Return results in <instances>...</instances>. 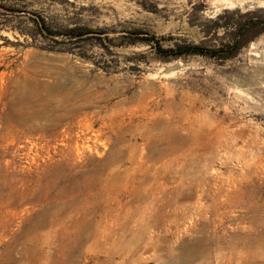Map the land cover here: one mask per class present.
<instances>
[{
    "label": "rangeland",
    "instance_id": "rangeland-1",
    "mask_svg": "<svg viewBox=\"0 0 264 264\" xmlns=\"http://www.w3.org/2000/svg\"><path fill=\"white\" fill-rule=\"evenodd\" d=\"M252 13L264 0H0V264H230L200 246L249 214L220 223L217 194L264 216V33L173 50L223 49Z\"/></svg>",
    "mask_w": 264,
    "mask_h": 264
},
{
    "label": "bare ground",
    "instance_id": "bare-ground-1",
    "mask_svg": "<svg viewBox=\"0 0 264 264\" xmlns=\"http://www.w3.org/2000/svg\"><path fill=\"white\" fill-rule=\"evenodd\" d=\"M68 96V95H67ZM65 96V97H67ZM72 98V97H71ZM68 99V98H67ZM66 99V100H67ZM73 99V98H72ZM63 100V99H62ZM65 100V99H64ZM70 101V100H69ZM65 103V102H64ZM62 104V103H61ZM66 105V104H65ZM62 107V106H61ZM65 107V106H64ZM68 108V107H67ZM66 109V108H65ZM65 114V113H64ZM53 118V117H52ZM56 118L52 119L54 121ZM73 120L72 116H61V114L57 115V123L58 125L65 124V122H71ZM44 127L39 125L35 127V130H42ZM163 142V141H162ZM120 144V143H119ZM122 144V143H121ZM147 146V145H146ZM118 147V146H117ZM151 147V146H150ZM149 148V147H148ZM80 151V150H79ZM78 153V152H77ZM117 153V152H116ZM124 153V152H123ZM144 153V152H143ZM150 153V152H149ZM154 155V154H153ZM212 157V156H211ZM164 158V157H163ZM188 159V158H187ZM204 159V158H203ZM137 162V161H136ZM184 163V162H183ZM154 164V163H153ZM179 164V163H178ZM103 168V167H102ZM101 169V167H100ZM104 170V169H103ZM101 172V171H100ZM92 175V174H91ZM210 195V194H206ZM192 194H185L184 198H192ZM212 196V195H211ZM245 194H237L235 202V197L230 194H217L216 197H212L213 201L211 203L212 213L214 215L218 214V219L220 223L224 221L223 213L220 215L219 210L221 208L229 207V204H237V206H242L247 209L249 214L238 218V225L243 224L242 231L238 230V236L230 234L229 232H223L222 235H215L217 231L215 229H211L210 235L204 236V241L201 243L200 253L203 254L207 252V254L211 253V248L215 247L219 252L228 253V261L230 264H263L264 263V216L261 214L262 207H259L257 211L252 212V205L249 204V200H241L239 201V197L243 198ZM256 196V195H255ZM152 197V196H151ZM222 197H225L221 199ZM249 197V196H248ZM134 203V202H133ZM155 203V202H154ZM158 205V203H157ZM209 206V205H208ZM232 206V205H231ZM156 207V206H155ZM154 208V207H153ZM203 206L200 207L201 213H203ZM154 210V209H153ZM207 209H205L206 211ZM139 212V211H138ZM157 212V211H156ZM223 212V211H222ZM142 213V212H141ZM255 213V214H254ZM198 214V213H196ZM200 216V215H198ZM221 216V217H220ZM143 218H146L145 216ZM134 220V219H133ZM204 220V219H203ZM207 221V220H206ZM144 222V221H143ZM215 222V219L212 221ZM208 223V222H207ZM237 223V222H236ZM143 224V223H141ZM94 225V224H93ZM207 225V224H206ZM37 227V226H36ZM143 227V226H142ZM147 228V227H146ZM218 228V227H217ZM234 228V227H233ZM238 228V227H237ZM240 228V227H239ZM230 229V228H229ZM227 231V230H226ZM233 232V231H232ZM143 235V234H142ZM203 235V234H202ZM96 236V235H95ZM98 236V235H97ZM194 239V238H193ZM190 240V239H189ZM198 241V240H197ZM123 242V241H122ZM189 242V241H188ZM201 242V239H200ZM187 243V242H185ZM132 244V243H131ZM134 244V243H133ZM183 244V243H182ZM120 245V244H119ZM181 246V245H180ZM184 246V245H183ZM188 246V245H187ZM135 247V246H134ZM131 249V248H130ZM180 249V248H179ZM194 250V249H193ZM112 251V250H111ZM121 252V250H120ZM181 253V252H180ZM186 254V253H185ZM191 255V254H190ZM195 255V254H194ZM214 255V254H212ZM126 257V256H125ZM191 257V256H190ZM193 257V256H192ZM217 257V256H216ZM227 257V256H226ZM197 259V258H196ZM138 260V259H137ZM105 261V260H104ZM113 261V260H112ZM188 261V260H186ZM186 261H184L185 264ZM210 261V260H209ZM182 262V260H181ZM219 262V261H218ZM225 262V261H224ZM110 263V262H107ZM208 263V262H207ZM182 264V263H181ZM211 264V263H210Z\"/></svg>",
    "mask_w": 264,
    "mask_h": 264
},
{
    "label": "trees",
    "instance_id": "trees-1",
    "mask_svg": "<svg viewBox=\"0 0 264 264\" xmlns=\"http://www.w3.org/2000/svg\"><path fill=\"white\" fill-rule=\"evenodd\" d=\"M248 20L245 22L239 24L234 30V32L231 33V38L223 44L222 48L220 50L217 49H208L205 50L202 47L198 45H192V44H176V49L173 50L174 55H182V54H209L210 56H216L218 52L230 50L232 51L231 55H234L237 51H239L241 48H243L246 44L253 41L258 35L261 33H264V20H259L254 17V14L248 15ZM42 29L41 32L45 33H51L50 29L48 28L46 21L43 19L42 21ZM94 31H91L89 29H83L78 26H73L69 30L65 32V34L70 35V37H82L84 35H87L89 33H93ZM159 44V42H158ZM159 49L163 53H169V51L162 48V46L159 44ZM208 51V52H207ZM227 56V57H229Z\"/></svg>",
    "mask_w": 264,
    "mask_h": 264
}]
</instances>
